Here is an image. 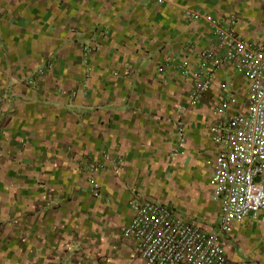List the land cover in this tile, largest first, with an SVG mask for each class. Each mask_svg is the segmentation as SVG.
Wrapping results in <instances>:
<instances>
[{"label": "crops", "instance_id": "1", "mask_svg": "<svg viewBox=\"0 0 264 264\" xmlns=\"http://www.w3.org/2000/svg\"><path fill=\"white\" fill-rule=\"evenodd\" d=\"M209 17L264 47V0H0V219L22 216L0 229V264H147L123 235L138 199L220 228L211 125L248 109L250 82L207 55L224 53ZM185 60L215 71L198 104ZM38 160L46 188L24 180ZM263 224L264 209L223 234L227 264H264Z\"/></svg>", "mask_w": 264, "mask_h": 264}, {"label": "built area", "instance_id": "2", "mask_svg": "<svg viewBox=\"0 0 264 264\" xmlns=\"http://www.w3.org/2000/svg\"><path fill=\"white\" fill-rule=\"evenodd\" d=\"M188 12L195 18L204 17L200 11ZM208 19L222 41L224 53L217 56L210 50L207 55L213 58L215 66L222 60L235 61L250 82L248 109L229 111L225 120L211 125L212 139L225 147L216 156L211 176L212 197L221 205V224L218 230L209 231L197 221L183 218L167 204L148 198L136 200L135 215L124 226L123 235L136 241L147 264H227L223 234L264 209V47L250 44L216 17ZM183 67L194 78L189 103L198 104L212 84L215 71L191 72L189 60L184 61ZM237 101V96L226 99L222 109ZM187 108L186 104L178 107L182 148L183 113Z\"/></svg>", "mask_w": 264, "mask_h": 264}, {"label": "rangeland", "instance_id": "3", "mask_svg": "<svg viewBox=\"0 0 264 264\" xmlns=\"http://www.w3.org/2000/svg\"><path fill=\"white\" fill-rule=\"evenodd\" d=\"M8 160H10L8 157H2L0 155V176L2 178H4L3 174L7 169L6 165L9 164V163H7ZM36 162L39 164L36 165V163H35L34 166H36V167H34V170L29 171L28 172L29 173L28 178H25V179L23 178V179L25 181H27L29 179L31 182L33 181L32 183H35V184L41 183V187L46 188L47 187L46 184H44V182H41L40 179L38 178V177H40V174L42 173L41 168H40L41 162L39 160ZM22 164H24V163L22 162ZM17 175L18 176H16L14 179H10L13 182V184L15 182H18L20 177H22L20 172ZM14 185L16 186V184H14ZM6 187L13 188L14 186L13 185H6ZM20 211L21 210H18L17 213L15 215H12V216L7 215L6 218H4L3 220L0 219V229H5L8 227V225L20 226L19 225L20 224L19 219H21V217H22L20 214ZM263 226H264V224H263ZM58 260H59L60 264H68L71 259L68 257V255H63V256H60L58 258ZM4 264H6V263H4ZM69 264H72V262Z\"/></svg>", "mask_w": 264, "mask_h": 264}]
</instances>
